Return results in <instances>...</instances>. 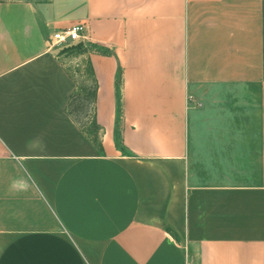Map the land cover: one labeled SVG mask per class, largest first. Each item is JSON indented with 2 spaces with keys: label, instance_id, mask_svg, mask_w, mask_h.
I'll return each mask as SVG.
<instances>
[{
  "label": "crops",
  "instance_id": "obj_1",
  "mask_svg": "<svg viewBox=\"0 0 264 264\" xmlns=\"http://www.w3.org/2000/svg\"><path fill=\"white\" fill-rule=\"evenodd\" d=\"M0 264H264V0H0Z\"/></svg>",
  "mask_w": 264,
  "mask_h": 264
},
{
  "label": "rangeland",
  "instance_id": "obj_2",
  "mask_svg": "<svg viewBox=\"0 0 264 264\" xmlns=\"http://www.w3.org/2000/svg\"><path fill=\"white\" fill-rule=\"evenodd\" d=\"M86 48L83 45H77V42L74 41L55 47L57 53L62 52L70 58L69 69L77 82L78 90L71 98L68 108L72 116L82 124L89 121L92 115V104L90 101L92 99L91 89L93 88V81L88 73L87 63L83 62V56L81 55ZM89 128L93 129L92 123L89 124Z\"/></svg>",
  "mask_w": 264,
  "mask_h": 264
},
{
  "label": "built area",
  "instance_id": "obj_3",
  "mask_svg": "<svg viewBox=\"0 0 264 264\" xmlns=\"http://www.w3.org/2000/svg\"><path fill=\"white\" fill-rule=\"evenodd\" d=\"M82 23H73L63 29L55 30L51 34V46H63L67 42H80L85 37Z\"/></svg>",
  "mask_w": 264,
  "mask_h": 264
},
{
  "label": "trees",
  "instance_id": "obj_4",
  "mask_svg": "<svg viewBox=\"0 0 264 264\" xmlns=\"http://www.w3.org/2000/svg\"><path fill=\"white\" fill-rule=\"evenodd\" d=\"M77 45H79V46H80L81 44H80L79 42H77Z\"/></svg>",
  "mask_w": 264,
  "mask_h": 264
}]
</instances>
